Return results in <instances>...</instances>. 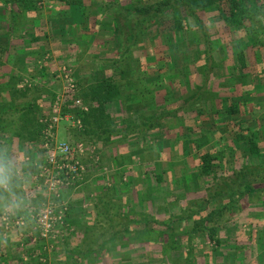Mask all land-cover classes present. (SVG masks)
Wrapping results in <instances>:
<instances>
[{
  "label": "rangeland",
  "instance_id": "374dc122",
  "mask_svg": "<svg viewBox=\"0 0 264 264\" xmlns=\"http://www.w3.org/2000/svg\"><path fill=\"white\" fill-rule=\"evenodd\" d=\"M45 1L40 0L38 10L17 18L16 38L4 35V24L11 23V16L9 8L0 4V48H3L0 68L10 66V70L3 71L6 81L0 82V120L7 124L6 131H0V143L19 148L27 153L33 164L36 163L33 184L37 195L44 196L40 202L42 209L52 200L43 180L36 179L46 167L45 151L41 137L38 141H30L29 133H37L38 122L50 112L49 101L62 89L63 82L59 78L62 68L72 69L77 82L83 85L92 84L108 74L125 81L122 66L114 62L120 48V30L108 14H101L94 22L88 19L76 22L77 19L68 15L52 14L55 13L51 9L53 5ZM143 1L149 4L154 0ZM114 2L131 4V0ZM95 6L93 11L96 7L102 9V6ZM35 14L47 16L46 21L36 23L39 22L36 18L40 17H34ZM180 18H183L180 12L164 16L151 33L132 48L136 59L144 61L138 63L137 79L149 92L156 94L154 98L144 99L141 93L129 102L125 92L132 95L135 91L124 88L121 89L123 98L118 96L113 101L118 99L125 111L127 106H133L132 111L126 115L127 111L118 112L121 109L117 103H113L112 109L111 102L108 104L117 128L131 123L143 126L149 117H154L155 125L149 131L139 128L128 137L118 135L113 144L104 141L101 144V140L93 136L81 135L83 128L72 129L65 122L59 123L60 142H83L89 149L83 158L86 172L80 185L60 188L61 203L68 206L66 224L48 238H42L35 216L23 220L21 226L16 225L18 218L8 217L7 226L0 217V264H264V200L238 215H226V222L219 225L221 244L205 240L201 233H193L192 238L180 235L190 232L194 220L204 213L174 223L172 232L166 225H150L152 236L157 239L136 241L134 232L146 227L141 214L163 222L171 217H190L218 185L232 183L236 170L244 165L264 164V45L261 44L264 27L259 30V44L250 46L246 40L243 42L247 58L242 69L236 67L233 49L236 43L232 37L211 43L215 58L205 63L207 57L200 53L205 43L196 30H192V37H189L193 46H188L186 39L182 41L175 33V20ZM80 25L88 26L87 33ZM46 26L47 31H44ZM40 30L43 35L37 36ZM216 38L218 40V36ZM171 42L179 46L177 51L167 48L166 44ZM12 43L15 47L9 53L8 46ZM57 43L66 48L74 45L77 58L82 59L89 53L91 62L101 59L98 73L91 72L93 63L74 66L76 57L62 56ZM222 57L227 59L221 62ZM40 66L46 68L45 74L39 73ZM213 69L219 71L223 79L220 77L221 81L209 89L203 73ZM219 90L224 94L220 96ZM223 96L226 100L216 101ZM237 101L240 102L239 114L228 115L225 109ZM29 104L42 112L29 110ZM12 106L16 111L10 109ZM248 130L260 135L261 158L250 155L247 144L236 137L241 132L247 134ZM17 132L24 138L14 137L9 144V136ZM198 139L207 141L201 150L215 155L225 153L215 177L198 176L199 152L195 144H189ZM23 143L26 147H21ZM160 175L162 179L158 181ZM214 204L217 206L220 201ZM120 232L127 235L122 236ZM129 232L132 233L129 235ZM168 232L171 236H167ZM105 242H113L116 248L101 254L99 247Z\"/></svg>",
  "mask_w": 264,
  "mask_h": 264
},
{
  "label": "trees",
  "instance_id": "16d2710c",
  "mask_svg": "<svg viewBox=\"0 0 264 264\" xmlns=\"http://www.w3.org/2000/svg\"><path fill=\"white\" fill-rule=\"evenodd\" d=\"M68 3L70 4L69 1ZM0 4L7 6L10 10L11 33L9 38L18 37V17H21L29 11L38 10L36 0H0ZM102 9L105 13L108 11L112 14L110 19L118 25L120 30V48L118 50V58L114 62L122 66L121 73L125 81L115 82V80H110V78L106 76L88 85L85 83L83 85L78 81V93L75 98H80L83 101L84 105L87 107V111L76 108L73 102L74 98H70L67 107H65V112L73 113L82 120L84 130L81 135L87 137L93 136V138L101 141H107L111 139V137L117 135H122L123 138L129 135L131 136V134L135 133L139 128L140 130L149 131L156 123L153 122L154 117H149L146 119L143 126H136L137 124L131 123L125 126V128H117L109 114L110 107H108V104L113 101L115 97L119 96L123 98L124 91L121 89L124 88L135 91V94L132 95L125 92L128 99L130 98V100H128L129 102L140 97L138 94L141 93L144 99L147 100L154 98L156 95L149 92V89L144 83L137 79L138 77L136 74L139 71L138 63H141L143 60H140V58L136 59L132 48L140 39L142 40L151 33L153 27L161 18L169 14L176 15L177 12H180V14L183 13L182 19L175 20V33L177 35L179 34L182 41L186 39L185 43H188V46L189 44L193 46V43H191L192 41H189V37H192L191 31L195 29L205 43L200 52L205 58L207 57V61H204L205 63L215 58L213 54L214 46L210 48L211 43H219L218 41L222 38L224 39V37H232V41L236 43L235 46L233 45L234 58L237 63L236 67H242V69L245 68L247 58L245 53L246 50L242 49L243 42L246 40V43H250V46H253L254 43L259 44L258 42L261 40L259 37V30H262L264 27V1L262 0H154L149 4H145L143 0H131V4L128 6L116 2L105 1L102 3ZM212 21H215V23H212ZM246 30L248 32H246ZM217 36L218 40L216 38ZM241 36H246V38L244 39L243 37L242 41H240ZM261 41V44L263 43L264 45V41ZM166 46L170 48L171 51H177L179 49V46L173 42H171L170 45L169 43L166 44ZM252 49L255 50L254 47ZM180 53L183 54V52ZM226 59L222 57L221 60L223 61L221 62H224ZM215 69H213L212 72L205 70L203 73L205 84L207 83L213 86L217 84L218 80L220 81L219 78H222V76H219V71ZM38 71L41 74L47 72L44 66H40ZM13 90L16 91L15 88H13ZM13 90L12 92H14ZM190 101L191 99L188 100L187 103ZM239 103V101L230 103L229 107L227 106L225 109V112L231 116L239 114ZM27 108L35 112H42V109L38 110L32 104H29ZM145 108L147 109L148 107ZM10 109L16 111L14 106L10 107ZM132 109L133 106H128L126 111L130 112ZM1 112L3 114L4 110ZM48 113L43 115V117L47 116ZM25 116L26 115H24L22 119ZM31 119L34 120V118ZM27 120L29 119H25L26 122ZM6 126L7 124L0 120V131H6ZM37 127V133L35 135L29 133L30 141H38L41 137L43 125L38 122ZM14 137L24 138L20 132H17V135L15 133L11 134L7 142L11 144L13 141L12 138ZM236 137L239 141L247 144L250 155L261 158L262 150L259 145V133L248 130L247 134L241 132L237 134ZM206 142V140L198 139L193 142L191 141L189 144H195L197 146L196 152H199L198 157L201 164L198 168V176L215 177L220 169V164L223 163L221 158L224 157L225 153L219 152L215 155L210 151L201 150ZM232 177L231 184L221 185L223 187L218 185L216 189L213 188V194L209 197L207 196L205 198L206 202L190 217L181 219L171 217L169 221L163 222L149 215L141 214V216L144 217L143 222L146 227L143 228V230L134 232L136 233V241L142 242L145 240L151 242L154 237L152 236L153 230L150 229V225H166L168 229H171L170 232H172L174 223L190 218L192 219L204 213L201 218L194 220V227L190 232L184 231L181 232L180 235H188L192 238L194 235L193 233H201L205 240L221 244L218 237L219 225L226 222V215H228V217L229 215H238L245 212L250 206L264 200V164H259L257 166L244 165L236 170ZM161 179L162 175L158 176L157 180L159 181ZM218 201H220V204L215 206L214 203ZM211 204H214V206H211ZM214 222L216 223L212 225L211 223ZM170 232H168L167 236H171ZM120 233H122V236L127 235L125 232ZM131 233L132 232H129V235ZM171 238L175 239L173 237ZM154 239L156 240L157 238L155 237ZM112 241H114L113 237ZM115 248L116 246L113 242L110 244L105 242L99 247V251H101V254H106ZM88 256L89 255H87L86 258Z\"/></svg>",
  "mask_w": 264,
  "mask_h": 264
},
{
  "label": "built area",
  "instance_id": "2783aa9c",
  "mask_svg": "<svg viewBox=\"0 0 264 264\" xmlns=\"http://www.w3.org/2000/svg\"><path fill=\"white\" fill-rule=\"evenodd\" d=\"M59 78L63 82V87L51 98L50 112L40 121L43 125L41 144L45 151L46 167L36 176V179L43 180L47 186L46 191L52 197L42 213L34 217L42 238H48L50 234L58 232L59 228L65 226L68 206L61 203L60 188L80 185L86 172L83 158L89 153V149L83 142L58 140V125L61 122L67 123L72 129L83 128L82 120L78 116L65 112L68 100L74 98V106L87 111L83 101L75 98L78 93V84L73 70L69 67L62 68ZM27 86L30 87L31 84L27 83ZM2 220L7 226L9 225L7 216L2 217ZM16 225H24V221L18 218Z\"/></svg>",
  "mask_w": 264,
  "mask_h": 264
},
{
  "label": "clouds",
  "instance_id": "9594fccd",
  "mask_svg": "<svg viewBox=\"0 0 264 264\" xmlns=\"http://www.w3.org/2000/svg\"><path fill=\"white\" fill-rule=\"evenodd\" d=\"M34 167L26 152L0 143V217L28 221L42 213L33 184Z\"/></svg>",
  "mask_w": 264,
  "mask_h": 264
},
{
  "label": "crops",
  "instance_id": "0c3cea01",
  "mask_svg": "<svg viewBox=\"0 0 264 264\" xmlns=\"http://www.w3.org/2000/svg\"><path fill=\"white\" fill-rule=\"evenodd\" d=\"M68 1L70 2V4L68 3ZM105 1H110V2H114L115 0H75V2H74V0H46L45 1V3L46 4H49V5H53V7L51 8L55 13H53L52 12V14H54V15H56L57 13L58 14H60V15H62V14H64L65 16H70V17H73L74 19H77V21L76 22H80L81 20H83L84 21V19L86 20V19H88V20H91L92 22H94V19H96V17H98V16H101V14H105V11L103 10V9H99L98 7H96V6H102V3L103 2H105ZM36 2H37V5H38V3L40 2V0H36ZM2 5V4H1ZM96 5V6H95ZM2 6H5V5H2ZM93 6H95L96 8H95V11H93ZM10 11V10H9ZM34 11V10H33ZM57 12V13H56ZM106 14H108V17H110V16H112V14L110 13V12H106ZM37 16H39L40 18H36V20L35 21H39V22H36V23H42L43 21H46V17L47 16H44L43 14H35V16L34 17H37ZM55 17H57V16H55ZM49 21V20H48ZM76 22H74V24H76ZM10 27H11V25L9 24H4V29H6V32H5V34L4 35H6V36H10V33H11V30H10ZM81 29H83V32H86L87 33V30H86V28L88 29V26L87 25H80L79 26ZM1 28V27H0ZM28 28V26L27 27H25L24 29H27ZM44 28V27H43ZM69 28H71L72 29V26L71 27H69ZM68 28V29H69ZM41 31V30H40ZM44 31H47V26L45 27V29H44ZM44 33V32H43ZM25 34V33H24ZM20 35V34H19ZM22 35H23V33H22ZM41 35H43L42 34V31H41V34L40 35H37V36H41ZM20 37V36H19ZM12 41H14V39H12ZM1 44V43H0ZM59 45V46H58ZM70 45V44H69ZM63 45H61V44H59V43H57V47L59 48V50H58V48H56V50H58L59 52H61L60 54H62V56H72V55H74L75 57H76V47L74 46V45H72V47H65V46H63V47H65L64 49H62L63 47H62ZM14 44L12 43V46H11V44H10V46H8V49H9V53L10 52H12L13 50H14ZM53 48V47H52ZM0 50H3V48H0ZM93 51H95V50H93ZM78 56V55H77ZM73 57V56H72ZM66 58V57H65ZM27 61V60H26ZM75 61H77V62H75ZM101 60H99V59H96V61H95V63H93V62H91V58H90V55H89V53L87 54V55H85L82 59H80V58H75L74 59V66H76L77 68L78 67H82L83 66V63H89V64H91V63H93V64H91V68L92 69H90L91 70V72L94 74V75H96L97 73H98V69H99V67L100 66H98V62H100ZM85 65H87V64H85ZM4 70H10V66H5L4 67V69H3V67L2 68H0V82H2L3 83V81L5 80V75H3V71ZM30 71H31V69H30ZM26 72H29V70H27L26 69ZM91 72H89L90 73V75L89 76H91L92 74H91ZM105 72V71H104ZM88 73V74H89ZM109 75V76H108ZM108 75H106V77H108V78H110V80H116L117 82H122V81H120L121 80V78H112V76H110L111 74H108ZM105 76V75H104ZM83 77H85V73L83 74ZM86 77H88V76H86ZM103 77V76H102ZM98 79H101V77L100 78H97V80ZM223 79V78H222ZM96 80V81H97ZM6 81V80H5ZM221 81V80H220ZM95 83V82H94ZM4 84V83H3ZM209 89H211V85H208L207 86ZM214 88V87H213ZM213 91H215V90H213ZM238 92V91H237ZM237 92H236V95L237 96H239L238 94H237ZM218 94H220V96L222 95V94H224V92H221L220 90L218 91ZM224 97V96H223ZM230 97V96H229ZM218 99V98H217ZM223 100H226V97H224V98H222V99H220V97H219V99L218 100H216L217 102H223ZM118 101V99L117 100H114V101H111V109H112V107L114 108V104L115 103H117L118 105H120V111H118V112H126L125 111V108H124V106L122 105V107H121V102L119 103V102H117ZM157 101H158V104L160 103L159 101V97L157 98ZM208 101H210V100H208ZM114 103V104H113ZM219 104V103H218ZM218 104L216 105V107L218 106ZM157 106V105H156ZM128 107V106H127ZM154 107H155V105H154ZM124 108V109H123ZM137 108H141V107H137ZM250 108H251V106H250ZM114 110V109H113ZM124 110V111H123ZM110 113V116L112 117V120L114 119V114H113V112H109ZM128 112H126V115H128L127 114ZM124 118V117H123ZM114 121V120H113ZM119 136L117 135V136H113V137H111V139H109V140H107V141H104L105 142V144L106 143H112L113 144V142L115 141V138H118ZM102 141H99V143H101ZM24 144H26V143H23V144H21V147H26V145H24ZM102 144V143H101ZM34 164H36V163H34ZM44 196H42V195H38V198H39V200H40V202H41V200L42 199H44L43 198Z\"/></svg>",
  "mask_w": 264,
  "mask_h": 264
}]
</instances>
